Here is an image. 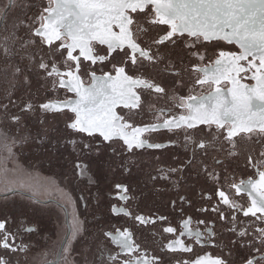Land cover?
<instances>
[{"label":"snow or ice","instance_id":"6c2138e0","mask_svg":"<svg viewBox=\"0 0 264 264\" xmlns=\"http://www.w3.org/2000/svg\"><path fill=\"white\" fill-rule=\"evenodd\" d=\"M0 184V264H264V0H0Z\"/></svg>","mask_w":264,"mask_h":264},{"label":"flooded vegetation","instance_id":"af4514ba","mask_svg":"<svg viewBox=\"0 0 264 264\" xmlns=\"http://www.w3.org/2000/svg\"><path fill=\"white\" fill-rule=\"evenodd\" d=\"M219 44H221L223 46V50L226 51H238V46L235 45H227L226 42H217ZM220 49H216V51H219ZM201 64H203L204 62H200ZM195 75V73H193V76ZM250 73L247 74L245 76V78L242 80L243 83H252L254 81H252L250 79ZM189 85L192 86L191 83H189ZM222 87L225 85H221ZM199 90L200 92H204L205 89H201L198 88V86L195 88ZM197 92V91H195ZM193 92L192 94H197ZM61 94H58L60 97L64 96L63 92H59ZM184 94V93H183ZM117 111L119 112L120 109L118 108ZM203 127V126H201ZM207 130V129H205ZM165 156H167V153H165ZM47 163V162H46ZM240 165L241 168H244V158L241 157L240 159ZM46 171V173H50L49 170H44ZM246 171L248 172V174H253V170L251 168H247ZM241 176L244 175V173H239ZM246 178V177H245ZM117 179H120L119 176H117ZM61 187H63V185H61ZM68 191H71V189H68ZM174 191V190H173ZM44 193V194H42ZM73 196L76 195L75 192L72 193ZM172 193L170 192L169 195H171ZM185 194H188L187 192H185ZM113 198L115 197V193L112 194ZM47 197V193L43 188H38L37 189V194H36V198L39 199L41 198V200L46 199ZM172 198H175L174 195ZM168 199V195L165 196H158V197H149L143 200V203H140L139 201L137 202L136 207H140L142 208V210L147 214L150 211L153 210L154 208V204L155 201L157 200H167ZM159 205H156V207H158ZM60 211V223L63 224L64 223V216H65V210L64 209H59ZM82 211V209H81ZM73 212V208L71 205H69L67 207V213H68V218L71 219V214ZM191 214V213H190ZM36 219H38L40 221V223L43 225V229H44V235L43 236H32L31 240L32 242L36 245V248L34 249V251L32 252V257L35 258L36 264H44V261H47V264H54V262L58 259V255L57 253L59 252V243H58V238H62L63 233L60 232V229L58 227L57 224V215H46L44 216V214H39L38 216L35 217ZM202 218V217H201ZM81 219H83V216H81ZM195 220V217H194ZM123 221L117 218H114L112 220L113 224H116L117 226H119L120 223H122ZM25 227H28L30 225H24ZM195 223L193 224V227H195ZM167 235V234H165ZM48 237H51V239H48ZM27 238V237H26ZM166 242V241H165ZM159 243V241L157 242ZM195 252H197V254L199 255H204L205 251L209 254H217V250L214 249L211 245H207L205 246L204 249H201L199 247H196L194 249ZM185 258H191V254H187L185 256Z\"/></svg>","mask_w":264,"mask_h":264},{"label":"rangeland","instance_id":"374dc122","mask_svg":"<svg viewBox=\"0 0 264 264\" xmlns=\"http://www.w3.org/2000/svg\"><path fill=\"white\" fill-rule=\"evenodd\" d=\"M14 151H15V149H14ZM5 155H6V153H5ZM19 155L20 154L17 153V156L18 157H19ZM24 155L25 156H28L29 153H24ZM16 163L19 164V165H21V166H23V167H25V168H27V166H28L27 163L23 159H18L16 161ZM29 163H31V161H29ZM7 166L9 168H11L12 167V163H9ZM50 168H51V166L48 163L44 162L43 167H40L39 164H37V167L35 169H29V171H35L36 173L39 174V176L41 178L53 176L54 175V172L59 171L58 168L49 170ZM45 169L46 170H49L50 173H46V171H44ZM56 179L59 180V177H56ZM2 187H3V185L0 184V188H2ZM42 194H44V193H42ZM39 199H41V198H39ZM57 212H58V215H59V218H60V211L57 210ZM41 214H44V216L48 215L47 213H41ZM53 215H56V214L53 213Z\"/></svg>","mask_w":264,"mask_h":264},{"label":"water","instance_id":"95a60500","mask_svg":"<svg viewBox=\"0 0 264 264\" xmlns=\"http://www.w3.org/2000/svg\"><path fill=\"white\" fill-rule=\"evenodd\" d=\"M36 3L39 5V4L42 3V0H36ZM195 75H196V74H195ZM195 75H194V76H195ZM252 83H254V82H252ZM192 87H193V86L189 85V90L192 89ZM198 88H199V87H198ZM186 91H187V90H186ZM195 91H197V92H195ZM195 91H194L195 93H199V90H198V89H195ZM192 93H193V92H192ZM58 94H61V93L58 92V93H55L54 95L59 96ZM181 94H183V92H182Z\"/></svg>","mask_w":264,"mask_h":264}]
</instances>
